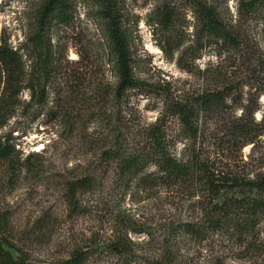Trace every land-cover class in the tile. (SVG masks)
Returning a JSON list of instances; mask_svg holds the SVG:
<instances>
[{
	"label": "rangeland",
	"instance_id": "rangeland-1",
	"mask_svg": "<svg viewBox=\"0 0 264 264\" xmlns=\"http://www.w3.org/2000/svg\"><path fill=\"white\" fill-rule=\"evenodd\" d=\"M69 1L71 20L48 22L41 42L45 0H0V39L23 63L21 84L0 104V140L14 150L11 159H0V213L30 264H54L90 247L96 252L86 264H154L167 228L191 220L197 199L187 189L149 180L157 171L153 163L126 175L106 153L146 148L148 129L157 124L178 158L195 151L217 165L245 167L251 177L264 174V136L233 152L213 137L191 139L173 113L175 103L204 94L225 72L222 83L236 88L230 104L257 101L255 118L263 120L264 78L241 65L264 63L262 16L241 17L240 0H111L139 82L119 96L106 6L102 0ZM198 4L247 29L246 47H222L203 35ZM83 177L94 183L71 204L70 185ZM257 231L264 243V218ZM117 242L125 245L123 253L114 248ZM232 247L208 240L196 247L194 264H214L219 255L226 264H244L243 253ZM251 261L264 264V244Z\"/></svg>",
	"mask_w": 264,
	"mask_h": 264
},
{
	"label": "trees",
	"instance_id": "trees-1",
	"mask_svg": "<svg viewBox=\"0 0 264 264\" xmlns=\"http://www.w3.org/2000/svg\"><path fill=\"white\" fill-rule=\"evenodd\" d=\"M102 2L107 8V30L117 58L119 85L116 93L120 96L130 89L138 88L139 82L133 74L128 36L121 19L111 7V0ZM239 11L244 18L261 15L264 28V0H240ZM196 15L202 34L217 45L233 50L246 47L247 29L224 22L217 11L207 5L198 4ZM70 20L69 0H45L38 18L40 31L37 40L43 41L41 37L48 22L66 23ZM22 65V56L0 39V84H4L0 104L21 84ZM241 65L254 67L255 72L264 78V63ZM42 75H47L46 69ZM226 75L225 72L217 75L214 87L195 99L175 103L173 113L191 139L198 141L213 137L221 145H227L228 150L240 152L248 144H257L264 136V118L261 122L255 118L260 110L257 101L254 106L246 107L238 100L234 101L239 104L237 107L230 104L234 100L232 96L236 88L232 83H222L224 81L220 78H227ZM261 92L264 93V89ZM239 108H243V112L237 116L234 111ZM13 151L9 142L0 140L1 160L11 159ZM106 156L119 162L122 172L131 176L138 175L139 169H143L145 164L153 163L157 171L152 173L155 176L149 180L187 189L191 193V200L197 199L191 220L167 228L168 235L162 253L155 258L154 264H194L196 247L208 240L216 242L218 239L234 245L232 251L234 248L239 249L244 255L241 259L244 264H253L252 254L264 244L257 231L264 218V174L251 177L245 167L234 170L222 163L217 165L195 151L186 158H178L171 151L166 133L157 124L148 129L146 148L121 147L115 152L106 153ZM93 183L89 177L71 183L70 189L74 193L71 204H74L80 191L88 190ZM9 226L8 218L0 213V264H30L9 235ZM114 248L123 253L126 247L117 242ZM14 251L18 252V257ZM94 252L91 247L79 249L69 259L54 264H86ZM226 261L224 256L219 255L215 257L214 264H226Z\"/></svg>",
	"mask_w": 264,
	"mask_h": 264
}]
</instances>
